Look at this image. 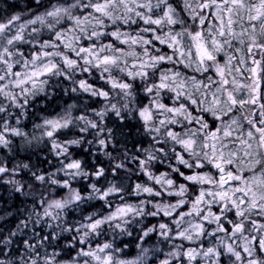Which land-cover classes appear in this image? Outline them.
I'll use <instances>...</instances> for the list:
<instances>
[{"label": "snow or ice", "instance_id": "6c2138e0", "mask_svg": "<svg viewBox=\"0 0 264 264\" xmlns=\"http://www.w3.org/2000/svg\"><path fill=\"white\" fill-rule=\"evenodd\" d=\"M35 3L0 17V152L47 138L59 167L0 160L31 200L0 264H142L116 239L141 223L159 264H264V0ZM58 90L102 107L69 104L30 137L22 118Z\"/></svg>", "mask_w": 264, "mask_h": 264}, {"label": "trees", "instance_id": "16d2710c", "mask_svg": "<svg viewBox=\"0 0 264 264\" xmlns=\"http://www.w3.org/2000/svg\"><path fill=\"white\" fill-rule=\"evenodd\" d=\"M43 11V8L37 9L35 0H0V17H7L11 15H21L24 18H29L32 16L34 12ZM84 100H88L87 94H84L82 97L77 99L75 96H69L63 94L62 91L53 92L48 98L39 100L36 104L29 109V113L26 117L22 118L23 124L25 125L24 131L29 134L31 137L35 135L37 137L40 136V130L34 127L35 124L42 123L44 118H52L56 116L58 113H62L63 110L69 104H81ZM88 103L91 108L99 110L102 107V104L99 102L93 103L92 100H88ZM80 112L74 111L73 115H79ZM135 123V121H133ZM129 130L125 129L127 133ZM90 138V137H89ZM63 139V137H61ZM47 138L43 141L37 142L33 141L31 145H26L21 143L20 138L14 139V144L12 147V151L8 149H4L0 152V160H4L9 168H12L16 165H29L31 171H36L37 169L44 172H55L56 168L59 167L57 162V158H55L51 151V145L46 143ZM87 145H85V148ZM128 147H132V142L129 140ZM73 154L75 158H79V155H82L80 149H73ZM62 159V158H61ZM45 161H50L51 163H47ZM164 169L162 168L161 171ZM31 172L28 170L20 171L17 175V179H21L23 181H29ZM57 179H63L62 173H59L56 177ZM9 179L8 175L0 176V231H3L4 236L8 235V231H15L16 225L24 219V215L21 214L25 207H30L31 200H27L25 203V198L21 195L16 194L13 191L11 185L4 184V181ZM81 183H86L85 181H81ZM73 187L79 188L80 184H73ZM61 195H64L62 193ZM59 199L60 197H56ZM94 209L84 206V215L89 214V212ZM26 215V213H25ZM69 224L73 221L80 220L81 215L79 211L69 213L66 216ZM151 223H155L156 221L152 218H149ZM149 221H145L148 224ZM39 230V229H37ZM31 235V231L29 230L26 234H18L17 237L13 238L14 243L12 248L5 249V256L0 257V259H6L7 253L12 251V249H19L20 252L23 251V246L20 241L27 239L28 236ZM139 233H134L131 237H122L119 242L122 241L121 247H124V244H127V248H125L126 256L122 258L130 260L136 259L138 257V249L136 245L139 243L141 246L149 249V254L147 256V264H153V261H156V264H159L158 260H156L155 255L152 254V250L154 248H159L160 245L157 242V238L155 236L152 239L147 240H138L137 236ZM63 243V241L61 242ZM51 253L52 249L48 250ZM59 251V249H57Z\"/></svg>", "mask_w": 264, "mask_h": 264}, {"label": "clouds", "instance_id": "9594fccd", "mask_svg": "<svg viewBox=\"0 0 264 264\" xmlns=\"http://www.w3.org/2000/svg\"><path fill=\"white\" fill-rule=\"evenodd\" d=\"M142 230H144V224L143 223H141V224H135V225H133V228H130L129 229V233L128 234H124V235H121V236H117L116 237L117 242H119V240L122 237H131V236L134 235V233H139ZM136 248L138 249V256H142L143 257L142 264H147V256L149 254V249H148V252L145 254L144 253V249H147V248L141 246L139 243L136 245ZM152 254L155 255V252L153 250H152ZM12 259L13 260H18L19 257H13Z\"/></svg>", "mask_w": 264, "mask_h": 264}, {"label": "rangeland", "instance_id": "374dc122", "mask_svg": "<svg viewBox=\"0 0 264 264\" xmlns=\"http://www.w3.org/2000/svg\"><path fill=\"white\" fill-rule=\"evenodd\" d=\"M43 122V121H42ZM130 260H135V259H130Z\"/></svg>", "mask_w": 264, "mask_h": 264}]
</instances>
